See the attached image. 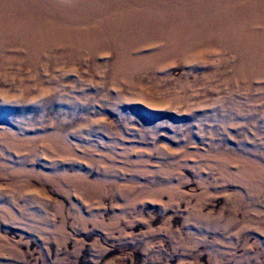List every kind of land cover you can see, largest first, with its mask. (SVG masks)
<instances>
[{
    "label": "rangeland",
    "instance_id": "1",
    "mask_svg": "<svg viewBox=\"0 0 264 264\" xmlns=\"http://www.w3.org/2000/svg\"><path fill=\"white\" fill-rule=\"evenodd\" d=\"M0 264H264V0H0Z\"/></svg>",
    "mask_w": 264,
    "mask_h": 264
}]
</instances>
